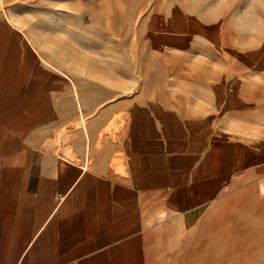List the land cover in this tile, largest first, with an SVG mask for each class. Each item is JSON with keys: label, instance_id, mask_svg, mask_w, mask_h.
<instances>
[{"label": "crops", "instance_id": "obj_1", "mask_svg": "<svg viewBox=\"0 0 264 264\" xmlns=\"http://www.w3.org/2000/svg\"><path fill=\"white\" fill-rule=\"evenodd\" d=\"M5 74L0 264H264V135L166 142L135 125L111 141L94 118L89 138L82 126L58 151L52 111L69 103L48 101L43 85L23 87L22 101L15 73L7 88ZM72 89L81 120L88 108Z\"/></svg>", "mask_w": 264, "mask_h": 264}, {"label": "rangeland", "instance_id": "obj_2", "mask_svg": "<svg viewBox=\"0 0 264 264\" xmlns=\"http://www.w3.org/2000/svg\"><path fill=\"white\" fill-rule=\"evenodd\" d=\"M2 72L22 101L23 87L45 86L69 103L52 111L58 151L82 126L89 138L94 118L111 141L135 125L166 142L252 139L264 135V0H0Z\"/></svg>", "mask_w": 264, "mask_h": 264}]
</instances>
